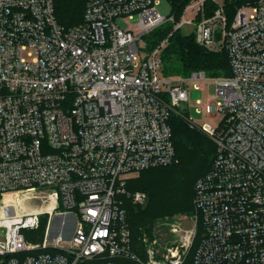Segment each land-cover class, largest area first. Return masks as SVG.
Wrapping results in <instances>:
<instances>
[{
	"label": "built area",
	"instance_id": "2783aa9c",
	"mask_svg": "<svg viewBox=\"0 0 264 264\" xmlns=\"http://www.w3.org/2000/svg\"><path fill=\"white\" fill-rule=\"evenodd\" d=\"M192 1L176 19L158 0H86L84 21L64 28L53 0H0V256L36 252L6 264H264V0ZM166 23L193 25L231 76L160 78L170 36L145 39ZM190 82L215 84L205 108L223 122L199 127L216 156L192 226L171 224L177 240L158 259L157 240L134 248L122 198L147 194L125 177L175 161L170 119Z\"/></svg>",
	"mask_w": 264,
	"mask_h": 264
},
{
	"label": "trees",
	"instance_id": "16d2710c",
	"mask_svg": "<svg viewBox=\"0 0 264 264\" xmlns=\"http://www.w3.org/2000/svg\"><path fill=\"white\" fill-rule=\"evenodd\" d=\"M167 1L171 7V14L176 19L181 17L191 2V0ZM257 1L234 0L232 5L255 4ZM53 3L57 21L62 27L70 28L84 21L86 0H53ZM173 28L172 23H166L150 35V47L152 48L170 36L168 45L161 53V71L165 76L186 77L194 71H204L210 77L231 76L229 58L226 52H209L197 43L195 32L185 35L181 30H174ZM170 123L179 163L144 170L140 176L128 180L126 188L130 192L140 191L147 194L148 203L146 207L135 204L130 199L122 198V208L127 212L133 245L138 240H142L143 231L148 228L151 229L156 220L169 215L173 216L182 211L194 214L195 184L200 177L210 171L216 156L217 147L214 141H209L202 133L187 125L183 118L173 114ZM203 142H205L204 146ZM199 145H202L199 152L202 154L195 162L191 163V155L198 153L197 146ZM170 200L179 202L184 209L173 208V203L170 205ZM44 251L53 252V250L39 252ZM35 253L27 252L9 255L8 257L0 256V264H6L11 257H24ZM79 264H93V262H79Z\"/></svg>",
	"mask_w": 264,
	"mask_h": 264
},
{
	"label": "rangeland",
	"instance_id": "374dc122",
	"mask_svg": "<svg viewBox=\"0 0 264 264\" xmlns=\"http://www.w3.org/2000/svg\"><path fill=\"white\" fill-rule=\"evenodd\" d=\"M196 0H193L192 3H194ZM243 4V3H241ZM158 12L163 16H169L171 13V7L167 0H158V4L156 6ZM251 11V8L249 9ZM196 9H188L186 10L184 17L188 20H193L195 16ZM182 33L185 35L192 34L193 32V25H186L182 28ZM145 41L150 46V38H146ZM140 46L142 47V43H140ZM142 51L144 53L148 52V48H142ZM162 72L159 73V77H162ZM188 90H189V101L181 103L178 107L175 108L172 115H177L180 118H183L185 123L187 125L191 126L189 120L192 121L197 127L195 130L202 133L209 141L213 142V138L209 136L208 134L204 133L199 127H201L203 124L207 123L210 124L212 127L218 129L222 122H223V115H218L217 117H212L209 112L206 111L205 105L210 100H215L217 98V91L216 86L213 82L209 83L208 86L201 88L199 86V89H196L194 87V83L190 82L188 84ZM197 101H200L201 104L197 103ZM190 129H192L190 127ZM194 130V129H192ZM203 142V146H204ZM200 148H202V145L197 146L198 153L192 154V160L191 163L195 162L198 157L202 154L200 152ZM179 163V157L176 155V159L173 162V164ZM140 176V174H132L129 176H126L125 179L128 181L130 179L136 178ZM148 201L146 200L145 203L140 204V206L146 207ZM173 203V204H172ZM172 204L173 208L177 209H184L182 205L179 202H173L170 200V205ZM193 217V213L191 212H178L176 214L166 216L165 218H161L155 221L154 225H152L151 229H146V231H143V237L142 240H138L137 243H135V248L139 250V252L142 253V251L145 249V245H142L144 243L143 239H147L148 241L157 240L159 242L158 245H156V251H157V258L162 259L163 258V246H170L171 243L175 242L177 240V236L171 232L172 225L177 222H182L185 228H190L192 226L191 219ZM45 219H42V230L38 232L33 231H26L24 232L28 240H32L36 236H43V229L45 228ZM59 220V219H58ZM56 220V223L58 222ZM172 224V225H171ZM140 238V237H139ZM67 245L66 243H64ZM68 246V245H67Z\"/></svg>",
	"mask_w": 264,
	"mask_h": 264
},
{
	"label": "bare ground",
	"instance_id": "6f19581e",
	"mask_svg": "<svg viewBox=\"0 0 264 264\" xmlns=\"http://www.w3.org/2000/svg\"><path fill=\"white\" fill-rule=\"evenodd\" d=\"M59 224V223H58Z\"/></svg>",
	"mask_w": 264,
	"mask_h": 264
}]
</instances>
